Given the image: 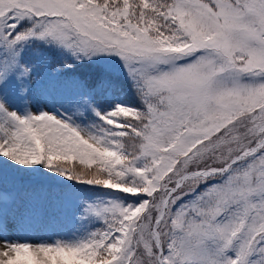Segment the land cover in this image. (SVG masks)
I'll list each match as a JSON object with an SVG mask.
<instances>
[{
    "label": "snow or ice",
    "instance_id": "6c2138e0",
    "mask_svg": "<svg viewBox=\"0 0 264 264\" xmlns=\"http://www.w3.org/2000/svg\"><path fill=\"white\" fill-rule=\"evenodd\" d=\"M0 264H264V0H0Z\"/></svg>",
    "mask_w": 264,
    "mask_h": 264
},
{
    "label": "rangeland",
    "instance_id": "374dc122",
    "mask_svg": "<svg viewBox=\"0 0 264 264\" xmlns=\"http://www.w3.org/2000/svg\"><path fill=\"white\" fill-rule=\"evenodd\" d=\"M22 238H31V239H38V238H47V235L43 232H36V231H27L25 233L20 234Z\"/></svg>",
    "mask_w": 264,
    "mask_h": 264
}]
</instances>
